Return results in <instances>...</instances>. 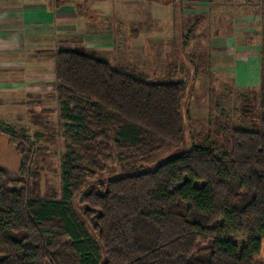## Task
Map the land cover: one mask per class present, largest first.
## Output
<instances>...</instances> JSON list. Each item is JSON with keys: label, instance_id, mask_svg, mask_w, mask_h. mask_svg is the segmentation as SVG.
<instances>
[{"label": "trees", "instance_id": "16d2710c", "mask_svg": "<svg viewBox=\"0 0 264 264\" xmlns=\"http://www.w3.org/2000/svg\"><path fill=\"white\" fill-rule=\"evenodd\" d=\"M54 61L61 195L40 194L25 131L0 126L21 156L17 178L0 168V264H264V69L258 123L213 146L188 140L182 81L72 48ZM126 149L127 171L94 178Z\"/></svg>", "mask_w": 264, "mask_h": 264}, {"label": "rangeland", "instance_id": "374dc122", "mask_svg": "<svg viewBox=\"0 0 264 264\" xmlns=\"http://www.w3.org/2000/svg\"><path fill=\"white\" fill-rule=\"evenodd\" d=\"M183 1L83 0L81 4L80 0L59 1L74 4L62 10L65 14H76L74 21L69 18L61 24L54 23L55 28H44L45 24L40 25L43 21L35 22L39 16H34L31 20L34 22L28 24L35 23L33 29L38 33L37 41L19 38L21 44L24 39L30 41L28 45L34 53L43 47L48 49L38 54L41 60L37 62L36 70L26 68L31 64L27 60L31 51L27 46H19L17 38L13 39L16 42L13 47L0 45V126L25 131L26 138L33 143L35 154L31 172L36 176L40 194L61 195L60 162L66 138L55 96L54 52L59 48L93 52L112 65L144 71L152 81L185 83L186 96L182 101L185 127L188 140L195 144L219 146L233 128L252 129L256 126L260 111L258 71L255 70V80L243 86L236 83L234 76L226 74V69H221L225 73H218L219 62L221 65L225 63L227 70L233 67L235 54L228 52L220 58L222 60L213 59L211 48L207 49L210 40L208 27L197 25L195 28L189 22L194 14L197 17L206 13L205 1L192 8L183 5ZM243 15L246 16L245 12ZM237 16H242L240 11ZM45 29L57 31L44 43L40 42L39 35H45L48 32ZM61 29L64 32L58 33ZM210 30L215 32L214 26ZM224 39L220 42L225 48L234 47L230 39ZM18 46L21 49H16ZM243 58H247L246 55ZM260 63L262 71L264 61ZM189 146L187 142L184 147L161 153L147 169ZM118 153L116 150L111 152L108 168L98 172L94 177L96 180H107L128 170L123 165L128 162L125 166H130L133 162L128 158V150L120 157ZM20 162L21 156L14 145L0 133V168L11 178H17ZM12 185L18 186L16 183ZM235 238L242 242L241 237ZM263 261L264 242L257 258L258 263Z\"/></svg>", "mask_w": 264, "mask_h": 264}, {"label": "crops", "instance_id": "0c3cea01", "mask_svg": "<svg viewBox=\"0 0 264 264\" xmlns=\"http://www.w3.org/2000/svg\"><path fill=\"white\" fill-rule=\"evenodd\" d=\"M72 1L70 0V2ZM82 1L80 0V4ZM200 1H205L207 5L206 13L197 17L194 14L195 17L189 20L190 25L195 28H197V25L208 27L210 40L207 42V49L211 48L213 59L219 61L228 52L235 54L233 67H229L227 70V65L225 63L221 65L222 63L219 62L218 73L226 69V74L234 76L236 83L240 86L249 85L251 81L253 82L255 80L253 78L257 76V73H259L260 80V61H264V57H262L264 54V0H184L183 2L185 3L183 5L192 8L196 3H201ZM72 5L74 4H69L68 2L56 5L52 4V0H0V45L13 47L16 43H14L15 40L13 39L17 38L19 46H27L31 51L29 53L30 56L27 58L31 64L26 65V68L28 70H36L37 62L41 60L38 54L48 49L43 47L35 50L34 53V49L31 45H28L30 41L22 39L21 44V39L19 38L27 37L33 42L37 41L35 39H38V33L34 32L35 28L33 29L35 23L28 24L34 22V20L31 21L35 18L34 16H39L38 21L35 22L43 21V23L39 24L41 26L45 24L44 28H55L56 26H53L54 23L60 22L61 24V22L69 21V18L74 21L77 17L76 14L62 13V10ZM73 9L75 10V8ZM239 11L242 15L241 17H239L240 15L237 16ZM244 12L246 16L243 15ZM246 23L247 25L245 26ZM213 26L215 32L212 33L210 27L212 28ZM226 27L230 28V30H226ZM45 30L48 31L47 29ZM56 31L52 30L45 33V35H39L40 42L45 43V41L47 42L50 38H53ZM62 32H64L63 29L59 30L58 33ZM223 37L230 39L234 47L225 48L220 42ZM247 42L249 43L247 44ZM19 46L16 49H21ZM245 55L247 58H243ZM255 70L258 72L256 73ZM225 72L222 71V73Z\"/></svg>", "mask_w": 264, "mask_h": 264}]
</instances>
